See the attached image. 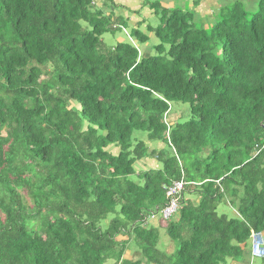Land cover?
<instances>
[{
	"label": "trees",
	"instance_id": "1",
	"mask_svg": "<svg viewBox=\"0 0 264 264\" xmlns=\"http://www.w3.org/2000/svg\"><path fill=\"white\" fill-rule=\"evenodd\" d=\"M113 3L0 0V264H256L264 0L227 1L210 20L200 0L148 1L151 54L142 20L103 44L127 29ZM173 105L186 107L175 122ZM174 181L179 208L162 221Z\"/></svg>",
	"mask_w": 264,
	"mask_h": 264
},
{
	"label": "rangeland",
	"instance_id": "2",
	"mask_svg": "<svg viewBox=\"0 0 264 264\" xmlns=\"http://www.w3.org/2000/svg\"><path fill=\"white\" fill-rule=\"evenodd\" d=\"M109 1H113V4H117V5H122L125 6V8H127V10H114L113 13L115 14V16H119L122 15L124 18L127 19V29L124 30V34L123 32H118L117 34L113 35H105L102 37V42L106 47H113L116 45L117 42L121 41V40H127L129 41V38L127 35L128 34V30L130 31L132 29V27H135V25L138 23V21L142 20L143 21V25L139 28L140 32H142L143 34L147 35V37L149 38V42L145 45L142 46L141 48H139V50L141 51V53H148L149 47L157 45L158 42L157 40L153 37L152 34L147 33V31L145 30V26H151V27H156L159 23H158V19L156 17H154V15H152V12L148 9H140L138 7V5L143 4L142 0H109ZM148 1H152V0H145V4ZM159 2L160 5L164 4L163 7H166L168 5L175 6V5H180L182 2V5H186L187 0H157ZM191 1V0H190ZM227 1L231 2L234 0H200V4L199 6L196 8V11L199 12L198 14L201 16H206L208 15V18L210 20V13L211 11L216 10V8L218 7V5L223 6L225 5V3H227ZM237 1H241L243 3H249L250 0H237ZM129 2V3H128ZM146 6V5H145ZM187 6H190V3H187ZM168 8V7H167ZM191 8V7H189ZM193 8V7H192ZM135 12V15H133L132 13ZM137 22V23H136ZM126 34V35H125ZM149 46V47H148ZM151 54V51L149 52ZM172 112L176 113L178 110H185L186 107H184L183 105H173L172 107ZM178 111V115L175 116L174 113H172L171 115L173 116L171 120H175L179 121L177 119H179V117H182V112L183 111ZM137 135V134H136ZM139 136L141 138H143V140L141 141H145V135L144 134H139ZM138 165V164H137ZM141 164H139L137 166V170L141 169ZM142 170V169H141ZM188 196H185L184 198H186ZM187 199H190L187 198ZM193 199V198H191ZM227 212V211H226ZM154 223H156L155 220L152 219H148L147 221V226L146 227H150L152 226ZM105 224V223H104ZM159 233L161 236V241L159 242V247L161 248V250H169L171 248V243L169 242V239L167 238V236L164 233V230L159 229ZM264 238V236H263ZM123 258L126 260H130L133 261L137 258H139V254L135 251L133 245H129V247L125 250V253L123 255ZM256 262V264H259L258 262H260V260H255L254 263ZM106 264H111L109 262H107Z\"/></svg>",
	"mask_w": 264,
	"mask_h": 264
},
{
	"label": "built area",
	"instance_id": "3",
	"mask_svg": "<svg viewBox=\"0 0 264 264\" xmlns=\"http://www.w3.org/2000/svg\"><path fill=\"white\" fill-rule=\"evenodd\" d=\"M183 186V181H174L169 187L164 188L166 202L157 214L162 221H167L176 214L181 201ZM249 239L251 257L264 260V240L262 235L251 232Z\"/></svg>",
	"mask_w": 264,
	"mask_h": 264
},
{
	"label": "crops",
	"instance_id": "4",
	"mask_svg": "<svg viewBox=\"0 0 264 264\" xmlns=\"http://www.w3.org/2000/svg\"><path fill=\"white\" fill-rule=\"evenodd\" d=\"M129 3V2H128ZM142 3L143 4H141V5H138V7L140 8V9H145V8H147L144 4H145V0H142ZM171 8L172 7V4L171 5H168V6H166V8ZM140 21H138V23H139ZM137 23V22H136ZM144 24V23H143ZM133 28V27H132ZM158 226V222L157 223H154L153 225H152V227H157ZM172 248H170V250H171ZM169 251V250H168ZM168 251L167 250H165V252L166 253H168ZM171 252H172V250H171ZM253 262L255 261V260H252Z\"/></svg>",
	"mask_w": 264,
	"mask_h": 264
},
{
	"label": "clouds",
	"instance_id": "5",
	"mask_svg": "<svg viewBox=\"0 0 264 264\" xmlns=\"http://www.w3.org/2000/svg\"><path fill=\"white\" fill-rule=\"evenodd\" d=\"M150 219V218H149ZM147 221H148V219H147ZM147 221H146V225L145 226H147ZM251 259H253L252 257H251ZM253 260H260V259H253Z\"/></svg>",
	"mask_w": 264,
	"mask_h": 264
}]
</instances>
